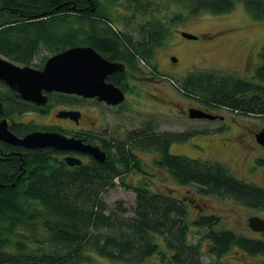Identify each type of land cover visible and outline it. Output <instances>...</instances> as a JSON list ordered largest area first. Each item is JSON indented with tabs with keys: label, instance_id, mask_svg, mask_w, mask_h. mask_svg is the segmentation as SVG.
I'll use <instances>...</instances> for the list:
<instances>
[{
	"label": "trees",
	"instance_id": "obj_1",
	"mask_svg": "<svg viewBox=\"0 0 264 264\" xmlns=\"http://www.w3.org/2000/svg\"><path fill=\"white\" fill-rule=\"evenodd\" d=\"M173 1L184 4L190 14L227 13L241 1L252 18H264V0ZM105 5L100 0H0V55L29 65L40 45L57 53L88 44L101 52L114 46L117 54L125 50V54L139 55L150 66L165 29L143 25L145 34L135 40L129 32L113 26ZM259 56L261 65L252 77L218 70L192 71L179 88L206 110L225 107L242 115L264 117V45ZM150 68L156 70L154 65ZM168 80L178 86L172 78ZM55 95L57 101L84 100ZM6 101L0 120L29 109L18 95ZM18 126H22L15 129L18 135L31 130L29 125ZM198 131L157 134L141 128L130 131L123 141L99 139L106 160L98 162L89 156L86 163L72 167L52 148H20L14 155L0 158V264H92L90 253L127 264H139L155 255V264H228L204 261L202 240L208 241L209 253L217 257L232 247L250 255L264 254L263 240L221 227L222 218L216 214L200 213L189 221L184 200L153 191L144 183L124 184L135 195L131 215L126 214L122 202L117 201L116 210H111L101 197L124 172L142 171L134 150L153 151L155 166L165 169L178 184L190 185L200 195L229 198L238 205L264 210V187L238 178L220 162L170 153L173 141ZM94 139L83 136L91 143ZM190 225L203 230L197 243L189 241ZM156 235L162 238L166 251L155 241Z\"/></svg>",
	"mask_w": 264,
	"mask_h": 264
},
{
	"label": "rangeland",
	"instance_id": "obj_2",
	"mask_svg": "<svg viewBox=\"0 0 264 264\" xmlns=\"http://www.w3.org/2000/svg\"><path fill=\"white\" fill-rule=\"evenodd\" d=\"M100 2L102 4L105 2L113 26L118 31L129 32L135 40L145 34L143 25L148 29H159L160 26L165 29L162 43L155 49L150 59V66L154 65L165 77V87L159 88L165 98L163 101L166 104L165 111L154 115L153 99H150V111L148 110L145 115L133 111L132 109H139L133 106L132 92H126L123 104L114 107L107 106L98 99H84L76 103L57 101V96L53 93L49 97L50 110L47 114L30 112L21 116L15 115L8 122L26 123L35 127L49 123L58 124L61 122L55 116L57 110L75 109L83 112L88 128L96 129L99 124H103L105 128L101 131L103 139L108 140L123 141L130 131L141 128H145L146 132L157 134L197 129L200 131L193 136L173 141L169 147L170 153L220 162L238 178L264 187V165L252 162L250 157L252 150H243L237 145L229 148L226 144L231 134L239 133V127L251 132L258 131L260 126H264V117L242 115L225 107L213 106L205 111L222 115L224 119H190L182 112L191 107L201 108L203 105L198 100L185 95L179 88L185 75L192 71L218 70L242 77H252L256 68L261 65L259 52L264 45V18L260 20L252 18L241 1L236 2L231 11L221 14L208 11L190 14L184 4L173 0H139V3L126 0H100ZM177 16L180 18H176ZM182 32L196 35L197 38H184ZM53 53L55 52L45 45H40L29 65L41 64ZM169 77L175 80L178 86L170 83ZM136 84L138 91L140 83ZM0 90L3 91L1 87ZM91 121L93 124L90 123ZM219 128L223 131H217ZM93 144L100 145L95 139ZM134 152L142 171L129 169L122 174V179H115V184L101 194L109 209L116 210V202L120 201L128 210L126 214L131 215L135 195L133 190L124 184L133 186L144 183L153 191H161L184 200L189 221L200 213L216 214L222 218L221 227L264 241V233L254 232L247 226L249 216L257 215L264 218V210L238 205L229 198L197 194L192 186L178 184L165 169L156 167L155 152L140 150ZM56 156L61 159L60 154ZM189 228V241L197 243L203 230L199 232L191 225ZM155 241L162 250L166 251L160 236L156 235ZM200 246L206 262L264 264V254L250 255L232 247L228 252L217 257L209 253L208 241L202 240ZM90 254L92 264H127L95 253ZM157 260L158 256L155 255L139 264H155Z\"/></svg>",
	"mask_w": 264,
	"mask_h": 264
},
{
	"label": "water",
	"instance_id": "obj_3",
	"mask_svg": "<svg viewBox=\"0 0 264 264\" xmlns=\"http://www.w3.org/2000/svg\"><path fill=\"white\" fill-rule=\"evenodd\" d=\"M184 38L196 39L197 36L182 32ZM119 66L102 57L91 46H72L49 56L42 67L37 69L28 65L19 66L0 56V81L16 90L21 99L37 105L46 103V93L58 92L86 99L97 98L109 105H117L124 100L123 91L107 83L105 77ZM1 104V103H0ZM59 118H69L78 122L79 110H59ZM190 119H224L201 108L188 109ZM257 142L264 149V128L257 132ZM0 140L28 149L52 147L61 151L85 153L98 162L106 160V153L98 146L82 141L80 138L66 136L59 132L32 131L22 137L13 134L6 118L0 120ZM64 161L68 166L82 164L74 155H67ZM247 226L254 232L264 233V218L252 215L247 218Z\"/></svg>",
	"mask_w": 264,
	"mask_h": 264
},
{
	"label": "flooded vegetation",
	"instance_id": "obj_4",
	"mask_svg": "<svg viewBox=\"0 0 264 264\" xmlns=\"http://www.w3.org/2000/svg\"><path fill=\"white\" fill-rule=\"evenodd\" d=\"M78 46H90V45L84 44V45H78ZM113 47L114 46H112L111 49H109L106 52H101V51H98L94 48L106 60H108L112 63H115L116 65L119 66L118 69H116L112 73H109L106 75L105 81L107 83H112L114 86H116L117 88L122 90L123 94H124V99H125L126 92H132V94H133V96H132L133 106H136L139 109V110L132 109L133 111H135L141 115H145L148 110L150 111V109H149V106L151 105L150 99L154 100V102L152 103L153 104L152 108L154 109V111H152V112L154 115H158L162 111H165L166 104L163 102L165 100V98L159 89V88L165 87L164 86L165 85V83H164L165 77L157 70L156 67H155L156 70L152 71V69L146 63V61L143 60L139 55L125 54L124 53L125 50H122L121 51L122 54L118 53L119 54L118 55L116 53L118 51L115 52L116 49H114ZM119 50H121V49H119ZM109 54H112V55H110L111 58L107 57ZM119 56L125 57L128 60H123L121 58H118ZM47 58H45V60ZM45 60L43 61V63L38 64L40 67L38 65H33V66L28 65V66H31V67H34L37 69H42ZM129 60L131 62L128 63ZM11 62H13V61H11ZM13 63H15V62H13ZM17 65H19V64H17ZM19 66H24V65L21 64ZM136 83H140L138 91L136 90L138 87V85ZM0 87L3 90V91L0 90V103H1L0 104V110H2L3 107L7 105L6 100H7V97H9V96H12L15 94V95H18V98L20 100H23V99H21L20 95L16 92L15 89L7 86L2 81H0ZM150 90H153L156 93L152 92ZM157 91H159L160 93L159 92L157 93ZM53 93L56 94L58 92L46 93L47 99H46V103L44 105H37L33 102L23 100L28 104L29 109L22 112L20 114V116L22 114H27L30 112L37 113V114H47L48 111L50 110V108H48L49 107L48 106L49 105V103H48L49 97H51V95ZM82 99H86V98H82ZM92 99H97V98H92ZM123 101L117 105H109V104H106L104 101H100V102L107 105V106L114 107V106H119V105L123 104ZM201 109H204V108L201 107ZM60 110H62V109H60ZM63 110H65V109H63ZM67 110H71V109H67ZM72 110H75V109H72ZM204 110H206V109H204ZM58 111L59 110H57V112ZM57 112H56V114H57ZM80 113H81V116H80L77 123L70 120L69 118H59L56 116V114H55V116L57 118H59L60 122L63 124H61V123H58V124L49 123L47 125L35 127L33 125H29L26 123H20L19 125H29V129H31L22 135H18L15 132L16 128L20 129L22 126H18V123L15 124V123L8 122L10 120L9 118H6V117H3V118L7 119L10 131L13 134L17 135L18 137H22L23 135H25L29 132L39 130V131H49V132L56 131V132H59L61 134L66 135V136H73L75 138H80L82 141L87 142V143H91V142L83 140V136L84 137L87 135L94 136L95 140H97V142H99V139H103V134L101 131L105 129L104 125L99 124L96 129L88 128L87 123L84 121L83 112L80 111ZM182 113L184 116L188 117V110H184ZM217 119L218 118H216L214 120H217ZM206 120H208V119H206ZM90 123L93 124V121H91ZM32 127H35V128H32ZM226 127H229V126H226ZM263 128H264V126L262 125L258 128V131H252L251 132V131H248L246 128H243V127L240 128L239 127V129H238L239 133L238 134H234V135L231 134V136L228 137L229 142L226 143V144H228L227 147H229V148L233 147V146L236 147V145H237L239 148H241L243 150H247V149L249 151L252 150L251 156H250L252 162L258 163L260 160H262V162H264V149L257 142L256 137H255L256 133L261 131ZM221 131H223V129ZM75 135H79V136H75ZM91 144H93V143H91ZM93 145H96L101 150H103L99 145H97V144H93ZM20 148H24V147L5 143V142L0 140V158H7L8 155H14L16 153V151L19 152ZM45 148H52V147H45ZM229 148H227V149H229ZM24 149L32 150V149H28V148H24ZM36 149H44V148H36ZM52 149H54V148H52ZM54 150H56V149H54ZM56 151L59 152V154L61 155V159H63V160H64V157L67 155H74V156L79 157L82 160V163H86L87 158L89 157V155H87L85 153H79V152H74V151H61V150H56ZM103 151L105 152V150H103ZM105 153H106V158H107L108 157L107 152H105ZM70 167H72V166H70ZM185 197L186 196H184V198Z\"/></svg>",
	"mask_w": 264,
	"mask_h": 264
}]
</instances>
